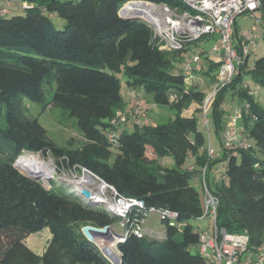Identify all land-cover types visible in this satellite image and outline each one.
Listing matches in <instances>:
<instances>
[{
    "label": "trees",
    "instance_id": "1",
    "mask_svg": "<svg viewBox=\"0 0 264 264\" xmlns=\"http://www.w3.org/2000/svg\"><path fill=\"white\" fill-rule=\"evenodd\" d=\"M37 6L24 15L0 19V264H112L95 243L82 234L93 225L112 227L123 236L118 244L121 264H209L200 253L202 232L193 221L205 216L204 196L192 181L207 166L206 181L219 200L217 227L230 234L248 232L251 247L264 245V109L255 103L244 80L264 87V56L247 58L233 83L221 90L210 111L218 136L225 132L221 105L225 93L246 102L242 125L249 150H227L223 138L222 161L226 180L212 184L210 173L219 162L210 160L200 119L207 98L204 90L190 86L183 73H175L184 52H162L152 43V29L143 20H124L121 8L130 1L176 0H33ZM54 16L66 22L58 30ZM236 39L240 40L236 27ZM204 77L214 85L220 63L206 59ZM126 85L152 95L153 105L169 107L175 119L168 124L113 128L110 121L126 108L121 94ZM56 84L51 103L46 90ZM61 108L82 132L85 143L61 147L53 142L38 118L28 115L25 101ZM197 105L193 116L184 112ZM199 113V114H197ZM115 131L116 142L109 133ZM52 156L58 165L86 169L114 187L127 199L140 200L144 210H134L124 226L96 203L53 191L15 166L23 151ZM114 151H118L113 160ZM171 157L175 168L161 164ZM193 157V163H188ZM194 166V170L190 167ZM65 187V186H64ZM67 187V186H66ZM158 218L163 237L134 233L143 212ZM159 211V212H158ZM147 218V219H148ZM146 219V221H147ZM145 221V223H146ZM48 229L51 239L38 255L27 239ZM147 236L152 238L147 239ZM197 248L193 253L191 248Z\"/></svg>",
    "mask_w": 264,
    "mask_h": 264
},
{
    "label": "built area",
    "instance_id": "2",
    "mask_svg": "<svg viewBox=\"0 0 264 264\" xmlns=\"http://www.w3.org/2000/svg\"><path fill=\"white\" fill-rule=\"evenodd\" d=\"M179 4H159L149 1H130L125 4L120 15L123 18H137L145 21L152 29V43L162 52H186L183 68L187 72H201L204 70L203 60L218 59L220 66L217 72V82L213 85L211 94L206 98L202 107L204 124L209 126L208 113L218 93L230 86L234 79L240 75L241 68L247 58L257 54L259 42L264 40V35L257 34L259 26H264V18H258L257 13H264V0H176ZM150 5L147 8L136 7V4ZM37 4L33 0H0V19L10 16L14 11H25L35 8ZM241 17L254 19V26L248 30L240 40L236 39V27ZM212 41V46L207 48L205 44ZM196 47L195 50L192 48ZM192 50V51H190ZM142 94L140 90L134 89L129 92L125 101L126 108L119 111L116 117L110 121L113 128H120L131 123L135 126L150 125L147 111L142 109ZM152 108H157L153 105ZM249 108L246 104L238 107L226 124L224 132V147L227 150H249V135L242 125L244 111ZM200 120V124L203 122ZM241 122V124H240ZM111 142H116L115 131L109 133ZM210 160L217 155L211 146L207 148ZM41 153L23 151L16 160L15 166L27 176L20 160L23 157L37 158L41 169H46L52 175L60 177L64 171H82L86 173L84 178H67L69 183L65 186H74L75 192L82 200L96 203L103 212L116 216L124 226L128 216L134 210H144L145 204L136 199H127L118 194L116 189L105 183L99 177L93 175L86 169L66 168L56 165L52 169L46 163V158L40 160ZM195 167L191 166L190 170ZM207 166L202 169L201 182L204 194L205 216L212 220L213 227L203 231L201 237L200 253L209 264H264V245L260 247L250 246L248 232L241 234H230L225 229L217 227L218 198L213 195L206 181ZM226 168L218 177L221 181L226 180ZM49 179L39 177L46 189H51ZM43 180V181H42ZM63 180V179H62ZM56 181V180H55ZM71 183V184H70ZM48 185V186H46ZM99 185V186H97ZM49 187V188H48ZM83 192L90 194V197ZM151 209L143 212L140 222H134V233L143 235V225L151 212ZM159 212V211H158ZM82 234L86 239L92 241L97 247L106 253L112 264L120 258L118 244L123 241V236L112 227L98 228L87 225L82 228ZM117 247V249H116ZM117 250V252L115 251ZM115 252L112 253V252ZM115 255V256H114ZM114 261H112V260Z\"/></svg>",
    "mask_w": 264,
    "mask_h": 264
},
{
    "label": "rangeland",
    "instance_id": "3",
    "mask_svg": "<svg viewBox=\"0 0 264 264\" xmlns=\"http://www.w3.org/2000/svg\"><path fill=\"white\" fill-rule=\"evenodd\" d=\"M66 1H81V0H66ZM149 2H153V1H149ZM156 3L163 5V4H166V1H161V2H156ZM16 14L24 15V12L18 11V12H16ZM257 17L258 18H264V13L258 12ZM52 22L58 30H63L65 28L66 22L57 16H54L52 18ZM254 24H255L254 19H250V18H246V17L239 18L238 24H237V30H238L239 36L242 37L248 30H250L254 26ZM257 34H259L261 36L264 35V27L259 26ZM205 46L207 48H210L212 46V41L207 42L205 44ZM195 48L196 47H193L192 49L195 50ZM190 51H192V50H190ZM263 56H264V40L259 42L257 54L255 56H252V61L259 59ZM184 58H186L185 54H184ZM212 60L215 63L219 62L218 59H215V58H212ZM183 61L181 63L177 62L176 70L174 72L175 73H180V72L183 73L187 77V79L191 80L190 86H194V87L200 88L201 90H204L206 96L208 97L212 92L213 85L211 83H209L208 82L209 80L206 79L203 75L208 70L206 62L203 60V66H204L203 71H201V72H199V71H197V72L187 71L186 72L182 66ZM118 77L121 80V94L123 95V97L126 101L127 98L129 97V93L127 92V90L130 89L131 87H128L126 85V79H125V76L123 74H119ZM244 87H246V88L249 87L250 94L253 96L255 103L258 104L262 109H264V87L256 85L250 76H247L245 78ZM55 89H56V84H54L50 88H47L46 100L48 103L52 102ZM131 89H134V88H131ZM232 91H233L232 89H229L225 93V96H224V99H223V102L221 105V109L224 112L223 119H224V122H226V124L230 118V115L234 114L235 110L238 107H242V106L247 104L246 102H242L243 100H241L239 97L233 96ZM141 94H142V98H141L142 100L141 101L142 102L144 101L146 106L148 105L147 106L148 108L146 111L148 113V117H149V121H150L151 126H156L159 124H168L175 119V115H176L175 111H173L169 107H157L154 109V108H152L153 107L152 95L147 94L143 90L141 91ZM25 106L28 109V115L32 118H38L40 124L46 129V131L48 133V137L53 142L58 144L59 146H61V147H71L72 146L73 148H78L85 143V139H84L82 132L80 131V129L77 125L76 119L70 117L68 115V113H66L61 108L55 107L53 105H49L47 110L43 111L41 105L35 104L29 100L25 101ZM212 106H213V104H212ZM198 109H199L198 106L194 105L192 109H189L184 113L186 116H193V114L195 112H197ZM197 114H199V113H197ZM208 118H209V126L204 124L203 114L201 112V119L200 120L203 122L200 124L199 128H200V131L205 136V140H206L205 141V147L208 148L209 146H211L212 149L215 151L216 155L219 156V160H218L219 162H217V164L214 166H217L220 168L219 173H223V171L225 170V167L223 166V161H222L223 147L220 143V138L222 139L224 137V132H221L220 136L217 135V133L215 131L214 122H213L212 111H210L208 113ZM240 124H241V122H240ZM127 128L130 132H132L134 130V127L131 123H129L127 125ZM249 143L253 144V141L249 140ZM117 154H118V151H114L112 161H114ZM40 158H41L40 160H44L42 155ZM194 160L195 159L193 157H190L188 163L189 164L193 163ZM45 161H46V163L51 165L52 169H56L57 162L52 156H48ZM161 164L165 165L166 167H169V168H175V163L171 157H166V158L162 159ZM49 173H50V176L55 177V178L50 179V180H56V182H58L60 184V186H58L57 184L53 183V187H54L53 191L57 194H62V195H66V196L71 195L70 188L74 189V186H70V187L65 186V183L66 184L69 183V180L67 178L71 177L74 180V178H81L82 179V178L86 177V173H84L82 171H79V172L71 171V172H69V171H67V169H66V171L63 172V174L60 177L59 176L56 177V174L52 175L51 172H49ZM45 182L50 183V181H48V180ZM63 182H65V183H63ZM213 182L215 183L214 180H213ZM216 182L221 183V180L219 179V177H217ZM192 185L197 189V191L200 193L201 197H203L204 194H203V188H202V182H201L200 176H198L196 179H194L192 181ZM46 186H48V185H46ZM97 186H99V185H97ZM152 217L153 216H151L149 218L151 219ZM192 224L194 225L196 231H198V232H202V230L205 229V227H208L209 224H210L211 228L213 227L212 220L209 217L204 218L200 223H197V221H193ZM198 224H199V226H198ZM50 238H51L50 231L48 229H45V230L41 231L40 233L33 235L32 237H29L27 239L28 246L36 254L41 255L45 251V249H46V247L50 241ZM147 239L151 240L152 238L147 236ZM116 249H115V251L117 252ZM191 251L193 253H196L198 250H197V248L193 247V248H191Z\"/></svg>",
    "mask_w": 264,
    "mask_h": 264
},
{
    "label": "crops",
    "instance_id": "4",
    "mask_svg": "<svg viewBox=\"0 0 264 264\" xmlns=\"http://www.w3.org/2000/svg\"><path fill=\"white\" fill-rule=\"evenodd\" d=\"M18 11H20V10H16V11H14L15 13L16 12H18ZM13 12V13H14ZM262 27H264V26H262ZM256 55V54H255ZM255 55H253V56H255ZM252 59V58H251ZM134 89H128L127 90V92L129 93V92H132ZM146 106V104L144 103V101L142 102V109L144 110V111H146L147 110V106ZM146 108V109H145ZM193 108V106L191 107V109ZM186 112V111H185ZM184 115H185V113H184ZM186 116V115H185ZM187 117H190V116H187ZM199 125H200V123H199ZM217 159H219V156H217L216 157V160ZM225 163H223V166L225 167ZM226 168V167H225ZM220 172V168L219 167H217V166H213L212 167V170H211V173H210V181H211V183L212 184H214V182H213V180L215 181V183H216V181H217V177H218V173ZM202 220H199L198 221V223H200ZM198 226H199V224H198ZM211 226H210V224L208 225V227H205V229H203L202 231H205V230H208L209 228H210ZM145 230H146V233L149 235V236H158V237H163V233H164V229L162 228V226H161V223L158 221V218H156V217H152L151 219L149 218L147 221H146V223H145ZM51 239V238H50Z\"/></svg>",
    "mask_w": 264,
    "mask_h": 264
},
{
    "label": "bare ground",
    "instance_id": "5",
    "mask_svg": "<svg viewBox=\"0 0 264 264\" xmlns=\"http://www.w3.org/2000/svg\"><path fill=\"white\" fill-rule=\"evenodd\" d=\"M134 6L141 7V8H147L150 5H146V4L140 3V4H136ZM37 161H38L37 158L23 157L20 160V163L22 164L23 169H24V171L26 173H28L30 175H33V176L41 177L43 179H49L51 176H50V173L48 172V170H46L47 168L46 169H41L40 165H39V163ZM112 253L115 254L114 251Z\"/></svg>",
    "mask_w": 264,
    "mask_h": 264
},
{
    "label": "water",
    "instance_id": "6",
    "mask_svg": "<svg viewBox=\"0 0 264 264\" xmlns=\"http://www.w3.org/2000/svg\"><path fill=\"white\" fill-rule=\"evenodd\" d=\"M123 19L124 20H127V19H129V18H124L123 17ZM27 177H29V178H31V179H33V180H35V181H38L39 180V177H37V176H33V175H30V174H27ZM84 193V195L85 196H87V197H90V194L89 193H87V192H83ZM106 257H107V255H106V253L103 251L102 252ZM108 258V257H107ZM112 260V259H111ZM113 261V260H112ZM114 262V261H113ZM115 264H121V258H118L116 261H115Z\"/></svg>",
    "mask_w": 264,
    "mask_h": 264
}]
</instances>
